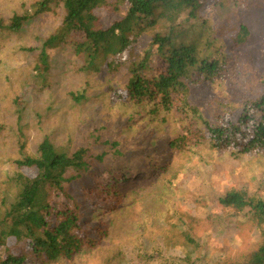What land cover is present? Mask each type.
I'll list each match as a JSON object with an SVG mask.
<instances>
[{
	"label": "rangeland",
	"instance_id": "1",
	"mask_svg": "<svg viewBox=\"0 0 264 264\" xmlns=\"http://www.w3.org/2000/svg\"><path fill=\"white\" fill-rule=\"evenodd\" d=\"M39 1L0 0L5 25L0 29V215L5 195L16 192L9 182L18 171L16 161L34 155L46 138L63 150L91 147L108 162L133 167L126 171L120 187L124 198L114 212H103L99 204L91 211L90 201L85 203V220L105 222L107 237L71 260L37 264L246 262L264 242V222L250 209L221 200L232 191L264 200V149L217 150L208 126L235 120L264 96V0L207 3L201 16L211 33L197 32L186 40L201 54L225 56L228 64L213 80L186 81L188 92L175 95L172 109L123 98L131 63L150 48L155 51L152 38L165 30L163 24L150 28L123 56L101 57L90 71L76 49L77 35L49 49L47 62L41 63V49L61 27L65 11L54 2L36 14ZM120 1L106 0L108 7L99 12L104 27L124 16L127 6ZM116 5L120 12L113 10ZM14 16L26 17L17 31L7 28ZM242 26L248 34L238 41ZM38 66L47 69L41 76ZM179 137L188 140L184 150L171 145ZM110 143L118 144V152ZM153 163L168 164V171L149 169ZM19 171L35 175L27 168ZM9 242L13 245L12 238Z\"/></svg>",
	"mask_w": 264,
	"mask_h": 264
},
{
	"label": "trees",
	"instance_id": "2",
	"mask_svg": "<svg viewBox=\"0 0 264 264\" xmlns=\"http://www.w3.org/2000/svg\"><path fill=\"white\" fill-rule=\"evenodd\" d=\"M210 1L122 0L121 5L127 6L124 16L104 27L99 12L108 7L106 0H40L35 6L36 14L48 11L54 2L61 3L65 11L61 27L41 49V63L47 62L49 49L77 35L76 49L90 71L101 57L123 56L150 28L163 24L165 30L152 38L155 51L150 48L139 61L131 63L132 76L123 98L138 103L148 100L172 109L175 95L187 94L186 81L213 80L228 64L225 56L213 58L209 50L201 54L194 43L186 40L197 32L211 33L201 16ZM113 10L120 12L121 8L116 5ZM25 18L14 16L7 28L21 29ZM3 27L0 20V29ZM240 30L238 41L248 34L243 26ZM37 69L39 76L47 70L40 66ZM208 130L211 145L217 150L246 154L264 149V96L245 107L235 120L208 126ZM110 145L118 152V144ZM171 145L184 150L189 143L186 137H179ZM165 163H153L149 169L167 172L169 165ZM16 165L18 171L9 181L16 192L5 195V211L0 215V264H37L40 259L59 257L71 260L84 249L96 248L108 235L107 224L87 222L85 203L90 201L91 211L99 204L103 212H114L124 198L120 187L128 179L126 171L133 167L128 162H108L91 147L63 150L47 138L34 155H25ZM23 168L35 171V175L25 176L19 171ZM221 202L239 210L248 208L254 218L264 222L261 198L232 191ZM84 224H91L90 228H84ZM9 238L13 239L11 246ZM238 264H264V242L246 262Z\"/></svg>",
	"mask_w": 264,
	"mask_h": 264
}]
</instances>
